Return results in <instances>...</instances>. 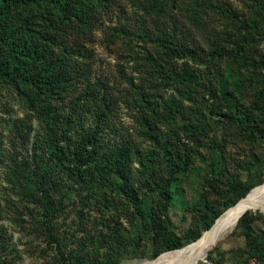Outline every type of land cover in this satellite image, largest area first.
Masks as SVG:
<instances>
[{
    "label": "trees",
    "instance_id": "obj_1",
    "mask_svg": "<svg viewBox=\"0 0 264 264\" xmlns=\"http://www.w3.org/2000/svg\"><path fill=\"white\" fill-rule=\"evenodd\" d=\"M106 1L0 0V86L12 90L40 123L31 155L14 162L8 178L18 174L17 183L24 198L43 209L42 216L46 221L57 219L71 192L83 194L86 191L90 197L95 192L92 185L109 187L111 195L120 196L134 210L143 223V231L151 235L155 245L159 244L148 257L153 260L164 252L179 250L185 244L173 232L164 230L148 198L139 196L131 173L133 164L140 166L138 174H144L148 187H155L158 196L166 202L174 193L172 182L179 177L177 174L186 173L196 150L182 151L168 139L159 140L157 123H161L163 116L153 107L148 108L150 114L141 117L139 136L155 143L162 155L150 154L146 158L138 148L125 141L103 149L98 131L86 128L82 121L74 119L75 107H71L67 115L62 107V101L76 85L75 81L79 79L81 82L85 77L80 73V40L94 29L97 11ZM200 1L205 2L200 4ZM218 3L219 0H149L154 13L161 14L170 4L179 5L198 25L205 22L204 16L208 17ZM225 14L224 34L208 41L204 72L208 74L207 80L202 83V73L188 69L173 71L167 76L189 91L202 87V93L194 92V96L205 101L208 112L204 114L198 108L191 109L192 116L184 120L182 127L196 148L203 146L209 151L207 173L211 181L225 184L235 193L234 201L219 212L213 213L211 205L206 207L212 216L204 227L205 231L222 212L264 181V163L261 164L258 158L254 157L248 165L249 170L262 167L261 175L249 186L230 177L231 161L226 158L231 142L250 146L264 142V55H256L264 43V0H241L239 10H225ZM156 41L170 58L195 57L196 48L190 47L178 31H164ZM159 78L162 77L159 75ZM106 95L101 92V100L95 107L98 116L99 113L103 116L110 108ZM91 97L98 96L91 94ZM140 101L144 102V96ZM56 173L66 174L71 185L65 188L55 179ZM99 200L105 209L113 203L110 196ZM160 210L165 213L162 207ZM250 216L248 211L237 222L248 231L251 230ZM201 236L202 232H199L189 242H195ZM88 241V244H73L74 248L67 253L69 262L119 264L120 259L136 258V251L141 249L137 244L136 249L129 250L121 258L107 247L100 257L103 246L96 240ZM61 242L58 243L59 249L62 248L59 253L64 257L66 245L63 240ZM10 243L0 225V264H23L18 251ZM262 246L264 242L253 244L257 250Z\"/></svg>",
    "mask_w": 264,
    "mask_h": 264
},
{
    "label": "rangeland",
    "instance_id": "obj_2",
    "mask_svg": "<svg viewBox=\"0 0 264 264\" xmlns=\"http://www.w3.org/2000/svg\"><path fill=\"white\" fill-rule=\"evenodd\" d=\"M180 7L170 4L161 14H156L151 11L149 0H107L97 11L94 29L80 40V73L85 77L81 82L79 79L75 81L76 85L62 101V107L64 115L75 107L74 119L82 121L86 128L98 131L103 149L125 141L138 148L143 158L150 154L162 155V150L155 143L139 136L141 117L150 114L148 108L153 107L163 116L161 123H157L159 140L168 139L182 151L196 150L186 173L177 174L179 177L172 182L174 193L166 202L158 196L155 187H148L144 174H138L140 166L137 163L133 164L131 171L139 196L148 198L158 222L165 231L180 238L185 248L194 243L189 242L194 235L205 232L204 227L212 216L206 207L211 205L213 213L219 212L234 201L235 193L225 184L211 181L207 173L209 151L203 146L196 148L182 127L192 116L191 109L198 108L207 114L205 101L194 96V92L202 93V87L189 91L167 76H171L173 71L188 69L201 72L202 83L207 80L208 74L204 72L208 41L224 34L225 10H239L241 0H219L209 16H204L205 22L201 25L194 24ZM173 30L180 32L190 47L196 48L195 57L170 58L164 53L156 40L162 32ZM259 54L264 55V43L256 52ZM101 92H106L109 97L110 108L103 116L101 113L98 116L95 107L101 100ZM91 94L98 97H91ZM142 96L143 103L140 101ZM38 127L40 123L25 108L22 100L12 90L0 86V225L23 264H72L67 253L74 248L73 244H88L89 239L103 246L100 257L107 247L123 258L129 250L141 245V249L136 251L139 257L120 259L119 264H149L160 256L178 251H167L153 260L149 259L159 244L155 245L151 235L143 231V223L134 210L120 196L111 195V189L104 185H92L95 192L90 197L86 191L83 194L71 192L57 219L46 221L42 216L43 209L24 198L17 183L18 174L8 178L13 163L25 160L27 154L31 155ZM226 153V158L231 161L232 179L249 186L260 178L262 167L249 170L248 163L254 157L264 163V142L257 146L231 142ZM56 174L55 179L65 188L71 185L72 181L66 174ZM104 196H110L113 201L107 209L99 200ZM248 211L251 212L250 231L238 225V218L230 225L231 229L220 236L219 242L213 247L214 239L202 252L200 260L194 263L264 264V247L260 250L253 247L255 243L264 242V210ZM62 240L66 245L64 257L60 256L62 248L58 247Z\"/></svg>",
    "mask_w": 264,
    "mask_h": 264
},
{
    "label": "bare ground",
    "instance_id": "obj_3",
    "mask_svg": "<svg viewBox=\"0 0 264 264\" xmlns=\"http://www.w3.org/2000/svg\"><path fill=\"white\" fill-rule=\"evenodd\" d=\"M244 204L245 205L236 207L231 210L221 222V224L216 227L213 234L205 243L202 244V241H200V237L194 243L188 245L182 250L173 251L160 256L159 258L151 261L149 264H193L196 260H200L202 252L206 249V247L211 244L214 239L215 240L212 246L214 245V243L219 242L221 238L220 236H222L229 229L232 223H234L243 214L248 212V210H264V183L257 186L244 197ZM213 247H210V249H212Z\"/></svg>",
    "mask_w": 264,
    "mask_h": 264
},
{
    "label": "water",
    "instance_id": "obj_4",
    "mask_svg": "<svg viewBox=\"0 0 264 264\" xmlns=\"http://www.w3.org/2000/svg\"><path fill=\"white\" fill-rule=\"evenodd\" d=\"M243 205H245L244 204V198H242L235 205L231 206L230 208H228L227 210H225L222 214H220V216L218 218H216V220L214 221L213 225L202 234L201 239H200V241H202V244L205 243L209 239V237L215 231L216 227L221 224V222L224 220V218L227 216V214L231 210H233L236 207L243 206ZM216 244L217 243H214L213 246H215Z\"/></svg>",
    "mask_w": 264,
    "mask_h": 264
}]
</instances>
